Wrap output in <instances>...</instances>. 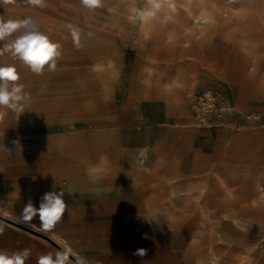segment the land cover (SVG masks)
I'll return each mask as SVG.
<instances>
[{
  "label": "rangeland",
  "instance_id": "obj_1",
  "mask_svg": "<svg viewBox=\"0 0 264 264\" xmlns=\"http://www.w3.org/2000/svg\"><path fill=\"white\" fill-rule=\"evenodd\" d=\"M244 1L102 0L90 10L81 0H45L43 7L0 0V15L31 16L62 46L55 71L46 66L40 75L0 54L31 94L24 113L4 109L1 146L18 144L16 151L27 153L21 156L33 163L39 157L41 166L39 140L104 149L115 179L155 199L160 226L176 244L196 242L217 253L219 264H264V192L257 191L264 186V13L243 21L235 5L260 7L264 0ZM69 26L78 30V48ZM183 75L186 88L175 91L171 77ZM207 91L214 109L229 104L223 123L211 112L199 117ZM110 216L111 224H125L127 215ZM134 236L161 245L127 232Z\"/></svg>",
  "mask_w": 264,
  "mask_h": 264
},
{
  "label": "crops",
  "instance_id": "obj_2",
  "mask_svg": "<svg viewBox=\"0 0 264 264\" xmlns=\"http://www.w3.org/2000/svg\"><path fill=\"white\" fill-rule=\"evenodd\" d=\"M151 62L159 65L154 59ZM186 116L187 121H194L191 109ZM3 138L0 137V209L7 215L0 217V226L4 228L3 235H0V249L10 252L31 249V256L25 264H37L40 255L59 248L53 242L62 248L70 245L74 253L86 259L87 264H199L195 261L196 256L191 259L187 255L186 249L191 242L176 244L171 231L160 226L153 206L145 205L152 204L153 197L137 195L131 188L135 187L132 181L115 179L116 169L97 168L95 173L89 172L88 165L94 163H84L77 156L85 152L90 155V150L75 145L70 156L61 150L54 152L51 154L54 163L48 169L50 174H45V168L38 163L39 157L33 163L23 157L27 153L16 151L20 145L7 143L10 147L6 149L12 150L11 155L7 154L5 147L1 146L5 143ZM31 145L25 144L32 148ZM95 151L106 154L104 149ZM53 190H64L63 198L68 205L55 228L45 234L20 223V214L29 200L39 207L42 196ZM200 191L202 193L204 188L200 187ZM112 212L125 213L127 216H122L125 224L124 221L111 224ZM31 223L39 226V218H33ZM126 231L157 239L161 245L156 249L142 237L128 239ZM179 245L185 249L174 248ZM138 249H146V254L137 255Z\"/></svg>",
  "mask_w": 264,
  "mask_h": 264
},
{
  "label": "clouds",
  "instance_id": "obj_3",
  "mask_svg": "<svg viewBox=\"0 0 264 264\" xmlns=\"http://www.w3.org/2000/svg\"><path fill=\"white\" fill-rule=\"evenodd\" d=\"M28 4L43 7L45 0H27ZM81 4L90 10L102 6V0H81ZM159 9V4H154ZM75 46L80 47L78 30L69 26ZM20 33L19 35H15ZM9 53L19 60L32 73L40 75L47 66L48 71H55L57 60L62 56V46L54 42L39 28V21L31 16L21 19H11L0 15V54ZM21 77L14 64H0V116L4 115V109L22 114L31 102V94L19 83ZM18 143V142H17ZM11 155L12 150L4 148ZM257 191L264 192V186L257 184ZM64 190L59 192H46L36 207L31 200L24 206L20 214V223L28 228H35L41 233L52 231L58 222L62 220L68 205L64 200ZM7 213L0 209V217ZM39 218V226L31 223L33 218ZM2 223V221H0ZM4 228L0 226V235ZM146 238V237H145ZM137 255L144 256L146 249H138ZM31 256V249L10 252L0 249V264H25ZM37 264H87L84 257L74 253L70 245L57 248L42 254L37 259Z\"/></svg>",
  "mask_w": 264,
  "mask_h": 264
},
{
  "label": "bare ground",
  "instance_id": "obj_4",
  "mask_svg": "<svg viewBox=\"0 0 264 264\" xmlns=\"http://www.w3.org/2000/svg\"><path fill=\"white\" fill-rule=\"evenodd\" d=\"M238 10H239L240 19H243V21H249V20H251V18H253L257 14L264 13V6L256 7V6H251V5L238 4ZM209 16L212 17L211 15H209ZM211 32H215V31H211ZM211 32H209V33H211ZM218 33H219V31H218ZM245 41H247V40H245ZM263 49H264V47H263ZM253 61H254L253 67L257 68V60L253 59ZM252 78L254 79V77H252ZM185 82L186 81H185L184 75L179 77V78L171 77V85L170 86L172 87V85H173V87L175 88V91H182L184 88H186ZM188 82H189V84H190L189 86L191 88H193L194 84L196 83L193 76L191 78H189ZM243 85H245V84H243ZM263 87H264V83H263ZM224 99H225V97L219 94L218 104L217 105H221L222 103H224ZM192 109H194V106H192ZM229 110H230L229 104L224 103L223 106L219 107L218 109H214L213 108L211 113H210V117H211L212 121H214V122H217V123H221L222 122L223 123V120L220 119L219 117H221L222 113H226L227 114L229 112ZM2 117L3 116H0V123L1 124H2V121H3ZM74 147H75V145L72 142H67V143L64 142L63 143L61 141H52V142H48V143L44 144V142L42 143L41 140H39V143L37 145V149L43 155V156H40L41 160H42V167L45 168V172L44 171L43 172L45 174H50V171L48 169L54 163V160H53V156L54 155H51V154H53L54 152H59L61 150L65 155L70 156L72 154V152H74V150H75ZM77 151L79 152V150H77ZM73 156H75V155H73ZM77 158L80 159L84 163H90V162L94 163V165H88L90 173H93V172L95 173L97 168H108V165L106 164L107 155L102 153V152H100V151L99 152L98 151H93L92 154H90V155H87L86 152H85V154L84 153L83 154L80 153L77 156ZM145 205L146 206H151L152 204L151 203H147ZM144 217L146 218L147 216H144ZM143 227L147 228V226H143ZM149 227H151V225ZM186 251H187V254H189L191 257L196 256L195 261H198L199 264H219L220 263V258L218 257L217 253H215L213 251H210V250H207L205 252L201 251L199 249V247H197V243L196 242H191V244L187 246ZM245 258L247 259V261L250 260L246 256H245ZM225 263H226V261H225Z\"/></svg>",
  "mask_w": 264,
  "mask_h": 264
},
{
  "label": "built area",
  "instance_id": "obj_5",
  "mask_svg": "<svg viewBox=\"0 0 264 264\" xmlns=\"http://www.w3.org/2000/svg\"><path fill=\"white\" fill-rule=\"evenodd\" d=\"M216 98L211 91L205 92L198 101V114L201 119H206L215 106Z\"/></svg>",
  "mask_w": 264,
  "mask_h": 264
},
{
  "label": "water",
  "instance_id": "obj_6",
  "mask_svg": "<svg viewBox=\"0 0 264 264\" xmlns=\"http://www.w3.org/2000/svg\"><path fill=\"white\" fill-rule=\"evenodd\" d=\"M52 241V240H51ZM53 242V241H52ZM55 245H57L59 248H62L61 246H59L57 243L53 242Z\"/></svg>",
  "mask_w": 264,
  "mask_h": 264
}]
</instances>
